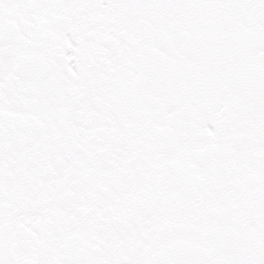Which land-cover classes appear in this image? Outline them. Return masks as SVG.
<instances>
[{"label":"snow or ice","instance_id":"6c2138e0","mask_svg":"<svg viewBox=\"0 0 264 264\" xmlns=\"http://www.w3.org/2000/svg\"><path fill=\"white\" fill-rule=\"evenodd\" d=\"M0 264H264V0H0Z\"/></svg>","mask_w":264,"mask_h":264}]
</instances>
